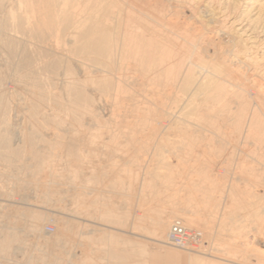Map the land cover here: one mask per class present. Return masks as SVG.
Here are the masks:
<instances>
[{"label":"rangeland","instance_id":"374dc122","mask_svg":"<svg viewBox=\"0 0 264 264\" xmlns=\"http://www.w3.org/2000/svg\"><path fill=\"white\" fill-rule=\"evenodd\" d=\"M129 1L133 5L129 12L132 16L126 12L124 17L130 16L132 21L126 25L133 26L136 31H139L138 33L144 32L147 28L150 29L154 36L152 37L154 44L162 40L163 36L164 41H159L158 44L160 45H156V51H160L156 52V56L162 58V65L166 60L171 58L172 60L168 61L170 64L166 61V69L165 65L162 66L164 68H160V62L148 69L151 71V75H148L150 72H145L141 67L135 66V62L129 63L131 60L129 61L128 58L119 60L122 66L123 79H127V81L121 84L123 88L119 87L116 95L118 97H114L115 101H118V98L122 101L126 100L123 102L119 100L122 105L120 103L117 105L115 102L118 108L113 99L103 97L88 84L86 78L82 76L83 69H79V66L75 67L77 64L74 61L71 62V60L63 58L62 52L65 49L64 54L73 49L74 45L70 38L76 36L74 31L63 24V21L60 20L61 17L58 20L59 23L55 20L50 26H42L45 20L49 21V18H52L45 11L49 7V4L47 5L49 0H5L0 2V264H264V169H261L257 162L252 161V159H249L250 168H241L237 164V161L242 159L239 154L235 156L236 159H233L235 158L233 154L226 153V156L223 154L227 148L215 144L216 137L214 134L212 135V131L223 133V135L227 131L224 137L228 140L232 137L230 134L231 123L222 118L211 119L215 115L214 103L206 101V97L201 95V92L198 95L200 89L209 83V79L216 78L214 76L216 75L222 78L226 85H238L239 88H235L239 90L237 98H245L247 93L252 94L259 90L264 111V0ZM154 6L156 7L154 8ZM157 8L158 10H156ZM159 10H163V12L161 11V13ZM146 14L151 17H146ZM134 15L138 20L133 18ZM42 19L44 21H41ZM38 22H42V24ZM155 23L160 25L157 26ZM140 24L146 26L141 27ZM161 25H164L163 28ZM43 37L46 39H44L45 41H43ZM56 38L59 39L57 42L55 41ZM155 38L158 40L156 41ZM15 42L18 43L15 44ZM162 43L166 44L163 46ZM48 46L49 48H47ZM52 46L58 47L59 54L51 52ZM61 46H65L63 47L64 50ZM20 47L21 49L23 47L24 53L19 50ZM170 51L172 52L171 55L168 54ZM39 52L40 54H37ZM164 52L167 53L165 57L168 56L166 59L162 57ZM173 53L175 54V56L173 55L174 59ZM124 55L123 57H125ZM42 57L45 64H42L44 62ZM14 58H16L15 61ZM39 58L42 62L39 61ZM175 59H178V62ZM84 60L88 66L94 65L90 60ZM16 61L20 63L17 64ZM50 61L51 64L60 62L58 68L62 70L59 71L61 78L58 71H54L52 75L53 72L49 69ZM179 61H184V63ZM69 62L71 65L68 64ZM32 63L34 68H32ZM43 65L45 68L47 67V70L43 68V71H47L46 73L45 71L43 73L41 69L44 67ZM168 66L169 71H167ZM135 67L139 69L135 70ZM90 68L92 66L85 68V72L87 75L91 73L89 77L92 78L93 68L92 70ZM33 69L41 73L37 76ZM64 69H68L72 77L84 86V93L89 99L85 104L89 108L87 107L82 115L85 119H81L86 122L81 121V119H74L70 112H65L62 109L64 106L62 103L65 104L66 102L64 100ZM88 69H90V73L87 71ZM140 69L141 72H139ZM190 69H193L191 74ZM160 70L167 72V74L165 73L166 77ZM220 70L221 72H219ZM181 71L183 72L181 73ZM200 72L204 75L202 76ZM22 73H24L25 79ZM31 73L36 79L32 78ZM157 73L160 76L159 74L156 75V80H154L153 76ZM178 73H180L178 79L181 78L179 80L176 78ZM28 74L32 79L30 76L27 78ZM55 74L58 75L59 80L54 77ZM15 75L17 77H14ZM51 75L53 79H50ZM131 76H133L134 82ZM141 76L143 78L139 79ZM164 77H169V79L173 77V80L170 79L169 82L167 79L164 80ZM191 77L193 83L188 90L186 84ZM46 80L50 81L48 83L51 86L45 82ZM146 80L147 82H145ZM149 81L153 82L150 83ZM180 81L181 83H178ZM127 83L128 86H126ZM150 84L151 86L153 84V88ZM167 84L172 86L168 85L167 88ZM40 85L44 88V93H42L43 90L41 89L43 88ZM159 85L160 87L163 85L161 88L166 90L163 92L166 94L162 93L163 90ZM37 87L41 89H37ZM157 87L159 88L157 89ZM125 88H129L128 91ZM176 89L181 92H175ZM243 91L245 92L243 93ZM40 92L41 95L44 94L46 100L42 101L43 97L38 95ZM53 92L54 95L56 93L55 97ZM119 93H121L122 98H120ZM49 94L53 95H51L52 99ZM59 94H62V97ZM155 94L157 95L155 96ZM22 96H24V101L27 98L26 103ZM47 96L51 100L59 97V99H55L58 106L55 101H51V103L49 102L51 110L45 107L49 105ZM37 97L42 98V100H38ZM199 97V100L204 99V104L207 102V106L201 114L205 125L203 131L194 130V127L187 129L188 127L183 126L182 121L184 118H189L195 122V117L191 113L194 110V105L202 102L197 101ZM140 98L147 102L143 99L139 102ZM128 99L129 101H127ZM147 99L149 102L152 100L153 104L149 103ZM173 99L175 100L173 101ZM193 99L197 104H194ZM58 100L59 102H57ZM135 100L139 103L136 104ZM28 101L30 102L28 103ZM32 101L34 103H31ZM61 101L62 103H60ZM35 102L43 103L40 104L41 106L45 105L44 103L47 104L41 108L40 105H35ZM53 102L54 104H52ZM141 102L146 103L147 106L145 104L142 106ZM162 104L163 106L168 105L169 108L163 107ZM123 105L125 109L126 106L129 108L127 107L125 111ZM132 105L133 107L130 108ZM28 106L30 109L33 108L32 111L28 110ZM58 107L60 109L56 110ZM134 107H138V109L135 108L134 110ZM44 108L49 109V111ZM152 108L155 111H152ZM165 109L170 111L166 110V112ZM137 110L139 111L138 116ZM159 111L160 113H158ZM133 112L134 115H130ZM153 112L158 115L153 116ZM34 113L36 117L38 116L37 120L34 118ZM118 113H122L123 115L119 114V116L125 118L121 119L117 115ZM29 114L36 121H33L31 117L29 118ZM50 114H53V119H57L58 116L61 117L62 123L59 125L64 126L62 131L58 129L59 125H54V123L56 124L54 120L51 119L50 121ZM42 115L44 117L50 115V118H44ZM161 115H165L164 118ZM17 116L19 117L17 118ZM65 116L67 118L72 117V119H66ZM141 117L145 123L142 122L143 125L139 122L142 121ZM176 118L181 120L177 121ZM38 120L42 122V125ZM135 120L138 122L136 123ZM43 121H48V123ZM128 121L135 123L127 124ZM65 123L69 125L66 126ZM43 124L48 126L45 127ZM96 124L97 126L100 125L99 130H96ZM35 125L40 128L43 126L45 129L42 127L38 130ZM110 125L112 130H110ZM147 125L149 126L147 127ZM112 126L120 129L117 128V130ZM69 127L74 128L73 131L76 129V135L75 132L73 133L71 129H68ZM101 127L103 128L100 130ZM134 127H141L142 129L138 128V131ZM65 128L67 129L65 130ZM44 130L48 131L45 132ZM93 130L96 134L98 132V136ZM108 130L111 131L110 134L108 133L109 138L105 134ZM132 130L138 133L135 134ZM56 132L58 135H55ZM50 135L54 137L51 138ZM133 135H136V138ZM100 137L104 138H102L103 142ZM41 138L42 140H40ZM99 139L101 140L97 141ZM2 140L3 143H5L4 141L11 143L6 146V143L2 144ZM88 140L90 143L93 142V145L92 143L89 144ZM176 140L183 144H178ZM29 142L32 143L29 145ZM9 146L12 151L8 149V154L10 153L11 156L14 148L17 151L19 149L23 151L25 148L26 154L22 155L25 158L17 156L19 159H15L14 154L10 160L7 154L6 159L5 154ZM69 146L78 147L79 153L75 152L76 154H72L71 157L67 155ZM52 147L55 148L52 149ZM30 148L33 151L31 153H35V155L30 153ZM255 149L254 147L251 151L252 153L256 152L257 155L264 150L263 148L254 151ZM75 150L77 151V149ZM53 151L54 153H52ZM244 152L247 151L244 149ZM61 155L66 157H60ZM221 155L223 157H220ZM2 156L8 161L10 160V163ZM38 157L52 158H45L42 160L44 165H41ZM51 166L55 168L57 173L55 170L52 171L53 167ZM69 168L72 169L71 172L74 176L77 175L74 177L75 179H73ZM70 214L74 216H70ZM76 219H82L83 222ZM99 219H101L100 224ZM115 219L116 221H114ZM160 219L166 220L168 223L164 236L156 230ZM92 224L94 226H91ZM174 225L183 226L189 231L188 243L186 242L187 244L181 248L169 241V233ZM75 235L77 236L75 237ZM79 243H82L83 246L80 247L81 244L79 245ZM113 256H115V260Z\"/></svg>","mask_w":264,"mask_h":264},{"label":"bare ground","instance_id":"6f19581e","mask_svg":"<svg viewBox=\"0 0 264 264\" xmlns=\"http://www.w3.org/2000/svg\"><path fill=\"white\" fill-rule=\"evenodd\" d=\"M5 0H0V2H4ZM152 1V0H151ZM160 1H162V0H160ZM165 1V0H164ZM150 2V1H149ZM151 3V2H150ZM160 3V2H159ZM3 4V3H2ZM49 4V5H48ZM156 4V3H155ZM165 3H163V5H164ZM47 5L49 6L48 8H47V6H46V8H47V10H45L46 12H47V15L48 14H50V16L52 17V18H49V21H44L43 19L41 20V21H44L43 23L44 24H42V22L40 23V22H38L39 24H42V26H50V24L51 23H54V21L56 20L58 23H59V18L61 17V19L60 20H62L63 21V24H65L67 27H70L73 31H74V33H75V37H73V38H70L71 39V43L74 45L73 46V49H70L69 50V53H67V54H69V55H67L66 53L64 54V52L66 51V49H65V51L64 52H62L61 50H60V48H59V50L62 52V55L64 56L63 58H66V59H69V60H71V62L72 61H74V63H76L77 65L75 66V67H77V66H79V69H83V71H82V76H84L86 79L85 80H87V82H88V84H90V86H92V88L94 89V90H96V91H98L103 97H105V98H107V99H113V101H114V103L115 102H117V105H118V103H120L122 100L121 99H117L118 101H115L114 100V97L115 98H117L116 97V95H117V91H118V89H119V87H121L122 85V83L124 82V83H126V81H127V79L125 80V79H123L124 77H123V73H122V66H121V63H119L120 61L119 60H126L127 58H128V60L130 61L129 63H131L132 61H133V63L135 62L136 63V65L135 66H138V67H141L142 69H143V71H145V72H150V74H148V75H151V71H149L148 69H150V68H152V67H154L155 65H157V64H159V62H160V64H159V66H160V68H164V67H162V66H164L165 65V63H166V61H167V63H169L170 62V60H172V58L169 60L168 58V60H164L165 61V63L162 65V58L160 57V58H158L157 56H156V52L158 51H156V47L158 46V45H160V44H158L159 43V41H161L162 42V40L164 41V39H163V36H162V40H159V41H157L158 39H156V41H157V44L155 43H153V40H152V37H154L153 35H152V33H151V30L150 29H146L144 32H142V31H140V32H142V33H138L139 31H136L135 29H134V27L133 26H129V24L128 25H126L127 23H129V22H131L132 21V18H129L128 16H126V17H124L125 16V14H126V12H128V14L129 15H131L129 12H130V10L133 8V5L132 4H130V1L129 0H49V2H47ZM157 5V4H156ZM159 5V4H158ZM167 5V4H166ZM143 5H141V7H142ZM165 6V5H164ZM144 7V6H143ZM156 6H154V8H155ZM161 7H162V5H161ZM160 7V8H161ZM167 8H168V5L166 6ZM171 7H174V6H172L171 5ZM139 8V7H138ZM151 8V7H150ZM153 8V7H152ZM153 8V9H154ZM165 8V7H164ZM45 9V8H44ZM146 9V8H145ZM163 9V8H162ZM166 9V8H165ZM170 9V8H169ZM176 9V8H175ZM156 10H158V8L156 9ZM171 10V9H170ZM160 11V10H159ZM162 12H163V10H161ZM160 11V12H161ZM167 11V10H166ZM177 11V10H176ZM161 12V13H162ZM168 12V11H167ZM44 13V12H43ZM157 13V12H156ZM159 13V12H158ZM170 13H171V11H170ZM134 14V13H133ZM165 14V13H164ZM169 14V13H168ZM168 14H167V16H168ZM46 15V16H47ZM147 15V14H146ZM174 15V14H173ZM132 16V15H131ZM135 16V15H134ZM133 16V18L134 19H137L136 18V16L134 17ZM145 16V15H144ZM148 16H150V15H147L146 17H148ZM155 16H156V14H155ZM157 16H159V15H157ZM179 16V15H178ZM49 17V16H48ZM151 17V16H150ZM149 17V18H150ZM166 17V16H165ZM140 18H142V17H140ZM154 18V17H153ZM172 18V17H171ZM166 19V18H165ZM168 19H169V17H168ZM167 19V20H168ZM138 20V19H137ZM147 20V19H146ZM171 20V19H170ZM156 21V20H155ZM169 21V20H168ZM139 22V21H138ZM134 23V22H133ZM141 23V22H140ZM159 23V22H158ZM150 24V23H149ZM148 24V25H149ZM153 24V23H152ZM156 24V23H155ZM170 24V23H169ZM133 25V24H132ZM135 25V24H134ZM143 25H145V24H143ZM142 25V26H143ZM157 25V24H156ZM158 25H160V24H158ZM157 25V26H158ZM166 25V24H165ZM41 26V25H40ZM139 26V25H138ZM140 26H141V24H140ZM141 26V27H142ZM146 26V25H145ZM150 27H153V26H151V25H149ZM149 26H147V27H149ZM162 26V28H163V26L164 25H161ZM160 27V26H159ZM145 28V27H144ZM154 28H156V27H154ZM136 29H137V27H136ZM156 29H159V28H156ZM171 32V31H170ZM157 33H158V30H157ZM156 33V34H157ZM159 33H161L160 31H159ZM176 34V33H175ZM163 35V34H162ZM157 37L159 36V35H156ZM161 36V35H160ZM168 36V35H167ZM121 37H123V38H121ZM125 37V38H124ZM146 37H148V38H151V39H148V38H146ZM48 38V37H47ZM51 38V37H50ZM53 38H55V37H53ZM58 38V37H57ZM55 39V41L57 42V40H59V39ZM60 38V37H59ZM176 38V37H175ZM45 38L43 37V41H45L44 40ZM174 39V38H173ZM173 39H171V40H173ZM51 40V39H50ZM14 41V40H13ZM53 41V40H52ZM51 41V42H52ZM50 42V41H49ZM170 42V41H169ZM10 43H12L11 41H10ZM10 43H7V44H10ZM16 43H18V42H15V44ZM55 43V42H54ZM61 44L63 43V42H60ZM174 43H176V42H174ZM173 43V44H174ZM19 44H20V42H19ZM41 44V43H40ZM163 44V43H162ZM166 44V43H165ZM165 44H163V46L165 45ZM169 44H171V43H169ZM172 44V45H173ZM21 45V44H20ZM157 45V46H156ZM40 46V45H39ZM38 46V47H39ZM41 46H43V45H41ZM58 46V45H57ZM16 47V46H15ZM24 47V46H23ZM23 47H22V49H21V47H20V49L19 50H21V52H23L24 53V49H23ZM35 47V46H34ZM59 47V46H58ZM57 47V48H58ZM63 47H65V46H61V48L63 49ZM166 47V46H165ZM36 49H37V47H35ZM40 48V47H39ZM47 48H49V46L47 47ZM56 48V46H55V48L52 46L51 47V52H54V53H56V54H59V52H58V49ZM13 49H15V48H13ZM12 49V50H13ZM17 49V48H16ZM33 49V48H32ZM11 50V49H10ZM11 50V51H12ZM18 50V52H20ZM38 50V49H37ZM64 50V49H63ZM163 50V49H162ZM170 50V49H169ZM173 50V49H172ZM9 51V50H8ZM13 51H15V50H13ZM17 52V51H16ZM15 52V53H16ZM17 52V53H18ZM34 52V51H33ZM36 52V51H35ZM68 52V51H67ZM158 52H160V51H158ZM157 52V53H158ZM163 52V51H162ZM161 52V53H162ZM166 52H168V51H166ZM166 52H164V56H162V57H165V54H167ZM9 53H10V51H9ZM12 53V52H11ZM47 53H49V52H47ZM171 51L168 53V54H170L171 55ZM37 54H40V52L39 53H37ZM123 54H125L124 56L125 57H123ZM177 54V53H176ZM14 55V54H13ZM12 55V56H13ZM20 55V54H19ZM34 55H36V54H34ZM44 56L46 55V54H43ZM49 55V54H48ZM127 55V56H126ZM169 55V56H170ZM175 56V54L173 53L172 54V56ZM21 56V55H20ZM37 56H39V55H37ZM36 56V57H37ZM174 56H173V59H174ZM34 57V56H33ZM166 57H168V56H166ZM166 57H165V59H166ZM23 58H24V56H23ZM38 58V57H37ZM41 58V57H40ZM40 58H39V61H41L40 60ZM45 58V57H44ZM49 58V57H48ZM47 58V59H48ZM56 58H58V57H56ZM19 59V58H18ZM30 59V58H29ZM28 59V60H29ZM34 59H35V57H34ZM34 59H32V60H34ZM59 59V58H58ZM58 59H54V60H58ZM61 59H62V57H61ZM79 59V60H78ZM84 59H86V60H90L91 62H93V64L94 65H89V66H92V68H93V70H92V68H90L91 70H92V78L91 77H89L90 75H91V71L89 72V70L90 69H88L87 71L90 73V75L88 74L87 75V73L85 72V68H89V66L86 64L87 62H85V60ZM14 61L16 60V58H14L13 59ZM13 60H11V61H13ZM31 60V61H32ZM176 60V59H175ZM178 60V59H177ZM176 60V61H177ZM13 61V62H14ZM20 61V60H19ZM27 61V60H26ZM25 61V62H26ZM30 61V60H29ZM37 61V60H36ZM42 61H44V59H43V57H42ZM41 61V62H42ZM61 61V60H60ZM64 61H65V59H64ZM169 61V62H168ZM17 62V61H16ZM35 62V61H34ZM33 62V63H34ZM46 62H47V60H46ZM175 62V61H174ZM178 62V61H177ZM176 62V63H177ZM180 62V61H179ZM182 62V61H181ZM180 62V63H181ZM20 63V62H19ZM18 62H17V64H19ZM21 63H23L22 61H21ZM32 63V64H33ZM48 63V62H47ZM46 63V64H47ZM60 63V62H59ZM59 63L58 62H56V63H53V64H51V61H50V64H51V66H50V70L53 72L52 73V75L54 74V71H58V73H59V71H62V70H59ZM89 63V62H88ZM166 63V64H167ZM173 63V62H172ZM182 63H184V61L182 62ZM11 64H14V63H12L11 62ZM28 64H30V63H28ZM42 64H45V61L42 63ZM66 64V63H65ZM68 64H70V62L68 63ZM68 64H66L67 66H68ZM73 64V63H72ZM170 64V63H169ZM179 64V63H178ZM189 64V63H188ZM21 65V64H20ZM23 65V64H22ZM26 65V64H25ZM61 65V64H60ZM63 65V64H62ZM65 65V66H66ZM71 65V64H70ZM69 65V66H70ZM122 65H123V63H122ZM173 65H175L174 63H173ZM33 67L32 68H34V64L32 65ZM35 66H36V64H35ZM44 66V65H43ZM47 66H49V65H47ZM183 66H185V65H183ZM189 66H190V64H189ZM17 67H18V65H17ZM16 67V68H17ZM24 67V66H23ZM39 67V66H38ZM63 67V66H62ZM81 67V68H80ZM166 67H167V65H165V69H166ZM188 67V66H187ZM22 68V67H21ZM26 68V67H25ZM24 68V69H25ZM28 68V67H27ZM32 68H30L31 70H32ZM43 68L44 69H46L47 70V67L45 68V66L44 67H42L41 69H42V71H43ZM126 68V67H125ZM136 69L135 70H137V69H139V68H137V67H135ZM168 68H169V66H168ZM167 68V69H168ZM175 68V67H174ZM48 69V70H49ZM71 69V68H70ZM128 69V68H127ZM194 69V68H193ZM193 69H190L189 71H190V74H191V71H193ZM29 70V69H28ZM34 71H35V69H33ZM72 70V69H71ZM132 70H134V69H132ZM131 70V71H132ZM156 70V72H157V69H155ZM170 70V68L167 70V71H169ZM173 70H175V69H173ZM172 70V71H173ZM179 70V69H178ZM182 70V69H181ZM217 70V69H216ZM250 70V69H249ZM15 71V70H14ZM22 71H23V69H22ZM30 71V70H29ZM33 71V73H35ZM39 71H40V69H39ZM45 71V70H44ZM44 71H43V73H44ZM64 71V80H63V83H64V100H66V102H65V104L64 103H62V101L60 102V103H62V105H64L63 106V110H65V112H70L71 114V116L74 118V119H76V120H80L81 118H84V117H82V115H83V113L85 112V110H86V108L88 107V105L87 104H85L86 103V101L87 100H89V99H87V94H85L84 93V86H82L80 83H78L77 81H76V79H74L73 77H72V74H71V72L68 70V69H64L63 70ZM128 71H129V69H128ZM177 71V70H176ZM184 71V70H183ZM183 71H181V73L183 72ZM246 71V70H245ZM47 71H45V73H46ZM127 71L125 70V73H126ZM134 72H136V71H134ZM139 72H141V69H140V71ZM159 72V71H158ZM160 72L161 73H164L163 75H165V73L167 74V72H165V70H164V72L162 71V70H160ZM171 72V71H170ZM170 72H169V75H170ZM174 72V71H173ZM185 73H186V71H184ZM196 72V71H195ZM219 72H221V70L219 71ZM229 72V71H228ZM249 72V71H248ZM14 73V72H13ZM25 73V72H24ZM24 73H22L23 74V76H24ZM39 73H41V72H36V75L37 74H39ZM57 73V72H56ZM200 73H202V72H200ZM17 74V73H16ZM48 74H50V73H48ZM48 74H46V75H48ZM127 74V73H126ZM131 74V73H130ZM136 74V73H135ZM135 74H134V76H135ZM159 73H157V74H155L154 76H153V78H154V80H156L155 78H156V75H158ZM172 74V73H171ZM174 74V73H173ZM187 74V73H186ZM228 74V73H227ZM227 74H225V75H227ZM247 74V73H246ZM245 74V75H246ZM31 76H32V78L34 77L33 75H32V73L30 74ZM29 74H28V77L27 78H29V76H30ZM42 75V74H41ZM52 75H51V78L50 79H53L52 78ZM56 76H54V77H58V75L57 74H55ZM178 75L180 76V73H178L177 74V76H176V78L178 79ZM204 74L202 73V76H203ZM31 76H30V79H32L31 78ZM38 76V75H37ZM36 76V77H37ZM49 76V75H48ZM61 75H60V73H59V77H60ZM128 77H129V75H127ZM139 76V75H138ZM159 76H160V74H159ZM168 76V75H167ZM187 76V75H186ZM216 78H211V79H209L210 81H208L209 83H207L206 85H204V87L203 88H201L200 89V91H199V94L198 95H200V92L202 93L201 95H203V96H205L206 97V101H208L209 103L212 101L213 103H214V113H215V115L213 116V117H211V119L213 118H222V119H225L226 121H229V123H231V133L230 134H232L231 136V138H229L230 139V141H228L227 140V138H225L224 137V135L225 134H227V131L224 133V135H223V133L222 134H220V133H218L217 131V133L216 132H213L212 131V135L214 134V136L216 137V141H214V142H216L215 144L217 145V144H219V145H223V146H225V148H227V151H225L224 150V152L225 153H223V154H225V156H226V153L228 154V153H230V154H233V156L235 157V156H237V154H239V157L241 156L242 157V159H237L238 161H237V164L242 168H244L245 167V169H246V167L247 168H250L249 166H250V161H249V159H252V161H254V162H257V165L259 166V167H261V169H264V150H262L263 148H264V111H263V106H262V103H261V100H260V92H259V90H258V92L256 91V92H253L252 94H250V93H247V95H246V97L245 98H237V95L239 94L238 93V91L239 90H237V89H235V88H239L238 87V85L236 84V85H231V86H229V85H226V83H224L222 80V78H220V77H218V76H216V75H214ZM14 77H17V75H15ZM44 77H46V76H44ZM44 77H42V78H44ZM80 77V76H79ZM132 78H133V76H131ZM151 77V76H150ZM158 77V76H157ZM165 77H166V75H165ZM164 77V80L165 79H167V80H169V82H170V79H172V78H170L169 79V77H171V76H169L168 78H165ZM174 77H175V75H174ZM183 77V76H182ZM226 77V76H225ZM247 77V76H246ZM26 77L24 76V79H25ZM41 78V79H42ZM48 78V77H47ZM47 78H45V79H47ZM55 78V80H57ZM61 78V77H60ZM59 78V79H60ZM76 78V77H75ZM127 78V77H126ZM130 78V77H129ZM128 78V79H129ZM140 78H143V76H141V77H139V79ZM162 79H163V77H161ZM209 78V77H208ZM248 78V77H247ZM33 79H36L35 77L33 78ZM38 79V78H37ZM58 79V80H59ZM82 79V78H81ZM137 79V78H136ZM152 79V78H151ZM179 79H181V78H179ZM178 79V80H179ZM184 79H185V76H184ZM229 79V78H228ZM231 79V78H230ZM44 80V79H43ZM79 80V79H78ZM130 80V79H129ZM138 80V79H137ZM153 80V79H152ZM153 80V81H154ZM164 80H161V81H164ZM173 80V79H172ZM242 80V79H241ZM33 81V80H32ZM37 82L39 81V80H36ZM49 81V80H48ZM48 81L46 80L45 82H47L48 83ZM139 81V80H138ZM141 81V80H140ZM153 81H149L150 83L151 82H153ZM176 81V80H175ZM182 81V80H181ZM181 81L180 82H178V83H181ZM50 82V81H49ZM58 82H60V81H58ZM133 82H134V78H133ZM145 82H147V80L145 81ZM159 82V80L157 79V83ZM184 82H186V81H184ZM243 82H246V81H243ZM22 83V82H21ZM40 83V82H39ZM62 83V84H63ZM129 83V82H128ZM128 83H127V85L126 86H128ZM142 83V82H141ZM157 83H156V86H157ZM164 83V82H163ZM172 83H173V81H172ZM192 83H193V79H192V77L190 78V79H188L187 80V84H186V86L189 88L188 90H190V86L192 85ZM239 83V82H238ZM242 83V82H241ZM249 83V82H248ZM23 84V83H22ZM35 84V83H34ZM62 84H60L61 86H63ZM138 84H140V83H138ZM145 84H148V83H145ZM159 84V83H158ZM165 84H166V81H165ZM183 84V83H182ZM32 85H33V83H32ZM48 85H50L51 86V84H49L48 83ZM52 85H54V83H52ZM87 85V84H86ZM155 85V84H154ZM168 85H170V84H167V88L169 87ZM37 86V85H36ZM39 86V85H38ZM41 86V85H40ZM49 86V87H50ZM126 86H124V87H126ZM138 86V85H137ZM140 86V85H139ZM150 86H151V84H150ZM152 86H153V84H152ZM151 86V88H153ZM156 86H154V88H156ZM163 86V85H162ZM161 86V87H162ZM165 86V85H164ZM170 86H172V85H170ZM178 86H180V85H178ZM229 86V87H228ZM42 87V86H41ZM86 87V86H85ZM149 87V86H148ZM159 87H160V85H159ZM159 87H157V89L159 88ZM160 87V88H161ZM181 87V86H180ZM230 87H232V88H234V89H231ZM242 87V86H241ZM40 87H37V89H39ZM43 88V87H42ZM121 88H123V87H121ZM131 88V87H130ZM165 88V87H164ZM171 88V87H170ZM174 88V87H173ZM30 89V88H29ZM33 89V88H32ZM36 89V90H37ZM41 89V88H40ZM50 89V88H49ZM125 89H127V88H125ZM129 89V88H128ZM128 89H127V91H128ZM148 89V88H147ZM186 89V88H185ZM41 90H43V92L42 93H44L45 91H44V88L43 89H41ZM86 90V89H85ZM134 91H135V89H133ZM145 90V89H144ZM150 90V89H149ZM161 90H163L162 88H161ZM175 90V89H174ZM184 90V89H183ZM242 90V89H241ZM245 90V89H244ZM33 91V90H32ZM38 91V90H37ZM126 91V90H125ZM133 91V92H134ZM140 91V90H139ZM148 91V90H147ZM151 91H152V89H151ZM164 91H166L165 89L162 91V93L164 92ZM171 91V90H170ZM178 91V89H176V91L175 92H177ZM187 91V90H186ZM49 92V91H48ZM131 92V91H130ZM129 92V93H130ZM132 92V93H133ZM150 92V91H149ZM158 92V91H157ZM160 92V91H159ZM174 92V93H175ZM179 92H181L180 90L177 92V93H179ZM245 91H243V93H244ZM51 93V92H50ZM97 93V92H96ZM136 93H137V91H136ZM140 93H141V91H140ZM145 93V92H144ZM148 93V92H147ZM172 93V92H171ZM238 93V94H237ZM243 93H241V94H243ZM36 94H37V92H36ZM41 95V92L40 93H38V95ZM121 93H119V96H120V98H122L121 96L122 95H120ZM134 94V93H133ZM142 94V93H141ZM149 94V93H148ZM163 94H166V92L165 93H163ZM240 94V95H241ZM32 95V94H31ZM44 94H42L41 95V97H43V100H42V98L41 99H39L38 97V100H42V101H44V99L46 100V97L45 96H43ZM47 95V94H46ZM52 95V94H51ZM51 95L49 94V96L51 97ZM53 95H54V92H53ZM52 95V96H53ZM59 95H61V97H62V94H59ZM58 95V96H59ZM144 95V94H143ZM142 95V96H143ZM154 95V94H153ZM157 94H155V96H156ZM197 95V96H198ZM245 95V94H244ZM28 96V95H27ZM56 96V93H55V95H54V97ZM100 96V95H99ZM102 96H100V97H102ZM131 96V95H130ZM130 96H127V97H130ZM145 96V95H144ZM143 96V97H144ZM148 96V95H147ZM150 96V95H149ZM170 96V95H169ZM169 96H167V98H169ZM50 97H48L47 96V98H49L48 100H50V101H48L47 100V103L49 104V105H47V106H45L47 103H44L45 105H42L43 107L45 106V107H47V108H50V110H51V106H50V103H51V101H55V104L57 105V103H56V98L57 99H59V97H56L55 99H53V100H51L52 99V97H51V99H50ZM100 97H99V99H100ZM125 97V96H124ZM151 97V96H150ZM195 97V96H194ZM30 98H31V96H30ZM131 98V97H130ZM133 98H134V96H133ZM133 98H132V100H133ZM135 98H136V96H135ZM148 98V97H147ZM173 98H175V97H173ZM22 99H23V101H24V96H22ZM27 99V98H26ZM25 99V101H27ZM143 99V98H142ZM141 98L139 99V102L142 100ZM171 99H172V97H171ZM200 99V97L197 99V101ZM32 100H34L35 101V99H32ZM37 100V99H36ZM101 100H103V99H101ZM119 100H121L120 102H119ZM148 100V99H147ZM175 99H173V101H174ZM194 100L195 99H193V102H194ZM204 100V99H203ZM203 100H199V101H202L203 102V104H201L202 102H199L198 104L196 103V101L194 102V104H197L196 106L194 105V110H193V112L191 113V115L193 116V117H195L194 118V120H195V122H193V120L191 121V119H187V118H184V119H182V121H183V123H184V125L183 126H185V127H188L187 129H190V127H194L195 129L194 130H199V131H203L204 130V128H205V125L203 124V122H204V119H203V117H202V112H204V110H205V107L207 106L206 104H207V102H206V104H204L205 102L203 101ZM24 101V102H25ZM107 101V100H106ZM105 101V102H106ZM123 101H126V100H123ZM122 101V102H123ZM127 101H129V99L127 100ZM143 101H146L145 99H143ZM152 101V100H151ZM149 102V100H148V102L149 103H152L153 104V102ZM30 101H28V103H29ZM39 102V101H38ZM46 102V101H45ZM50 102V103H49ZM57 102H59V100L57 101ZM64 102V101H63ZM121 102V103H122ZM130 102H131V100H130ZM135 102H136V100H135ZM139 102H136V104L137 103H139ZM147 102V101H146ZM26 103V102H25ZM27 103V104H28ZM31 103H34L33 101L31 102ZM59 103V104H60ZM107 103H109L108 101H107ZM111 103V102H110ZM113 103V102H112ZM113 103V104H114ZM120 103V104H121ZM128 103V102H127ZM142 103V106H144L143 104H145V106H147L146 105V103H144V102H141ZM140 103V104H141ZM36 104H38L37 102H35V105ZM40 104H43V103H39L37 106H39ZM52 104H54V102L52 103ZM112 104V106H114ZM135 104V105H136ZM155 104V103H154ZM157 104V103H156ZM165 104V103H164ZM26 105V104H25ZM87 105V106H86ZM115 105H116V103H115ZM116 105V106H117ZM122 105V104H121ZM126 105V104H125ZM130 105V104H129ZM166 105V104H165ZM164 105V106H165ZM42 106L40 105V107L42 108ZM48 106H50V107H48ZM53 106V105H52ZM58 106V105H57ZM60 106V105H59ZM111 106V105H110ZM109 106V107H110ZM116 106H114V107H116ZM155 106V105H154ZM162 106H163V104H162ZM163 106V107H164ZM64 107H65V109H64ZM121 107V106H120ZM123 107H124V109H125V106L123 105ZM127 107L128 106H126V109H127ZM133 107V105L130 107V108H132ZM138 107H139V105H138ZM138 107H134V110H135V108H137L138 109ZM166 107H168L169 108V106L167 105V106H165V108ZM46 108V109H47ZM89 108V107H88ZM106 108H107V106H106ZM117 108H118V106H117ZM129 108V107H128ZM140 108V107H139ZM156 109L158 108V107H155ZM30 108H29V106H28V110H29ZM32 109L33 108H31L30 110L32 111ZM45 109V108H44ZM45 109V110H46ZM60 109V107H58V109H56V110H59ZM61 109V110H62ZM110 109H112V108H110ZM126 109H125V111H126ZM36 110V109H35ZM41 110V109H40ZM48 111H49V109H47ZM89 110V109H88ZM133 110V109H132ZM150 110H151V107H150ZM154 110V108H152V111ZM167 109H165V111H166ZM114 111V110H113ZM120 111V110H119ZM127 111H129V110H127ZM155 111V110H154ZM157 111V110H156ZM167 111H170V110H167ZM166 111V112H167ZM44 113H47V112H45V111H43ZM51 112V111H50ZM49 112V113H50ZM121 112V111H120ZM129 112H131V111H129ZM138 110H137V116H138ZM43 113V114H44ZM53 113H54V111H53ZM108 113H110V112H108ZM113 113V112H112ZM115 113V112H114ZM113 113V114H114ZM143 114H144V112H142ZM152 113V112H151ZM158 113H160V111L158 112ZM172 113V112H171ZM175 113V112H174ZM31 114V113H30ZM29 114V115H30ZM37 114V113H36ZM48 114V113H47ZM69 114V113H68ZM111 114V113H110ZM119 114H122V113H118L117 115L119 116ZM125 114H126V112H125ZM128 114H130V113H128ZM135 114V115H136ZM146 114V113H145ZM149 114V113H148ZM153 114H154V112H153ZM155 114H156V112H155ZM155 114L153 115V116H155ZM33 115H35V113L33 114ZM38 115V114H37ZM51 115V114H50ZM49 115V116H50ZM69 115V116H70ZM89 115V114H88ZM123 115V114H122ZM130 115H134V112H133V114H130ZM129 115V116H130ZM150 115V114H149ZM156 115H158V114H156ZM166 115V114H165ZM165 115H161V116H163V118H164V116ZM168 115H170V113H168ZM172 115H173V113H172ZM32 115H30L29 116V118L31 117ZM40 116V115H39ZM43 117H44V115H42ZM48 116V117H49ZM112 116V115H111ZM115 116V115H114ZM141 116V115H140ZM152 116V117H153ZM19 116H17V118H18ZM38 117V116H37ZM37 117H36V115L34 116V118H36V120H37ZM41 117V116H40ZM45 117H47L46 115H45ZM44 117V118H45ZM47 117V118H48ZM55 117H57V116H55ZM59 117V116H58ZM57 117V119H53V114L51 115V118H50V121H51V119L52 120H54V122H56V124L54 123V125H59L60 123H62L61 121H62V119H61V117H59L58 118ZM66 117V116H65ZM72 117H66V119H69L70 120V118L72 119ZM85 117H86V113H85ZM87 117H89V116H87ZM94 117V116H93ZM113 117V116H112ZM120 117V116H119ZM118 117V118H119ZM131 117V116H130ZM135 117V116H134ZM145 117V116H144ZM146 117H147V115H146ZM166 117H168V116H166ZM170 117V116H169ZM192 117V118H193ZM33 118V119H34ZM117 118V119H118ZM121 118V117H120ZM122 118H125V117H123L122 116ZM121 118V119H122ZM142 118V121H139V122H141V125H143V117H141ZM171 118H173V117H171ZM179 118V117H178ZM182 118V117H181ZM31 119H32V117H31ZM32 119V120H33ZM39 119V118H38ZM41 119H42V117H41ZM65 119V118H64ZM65 119V120H66ZM85 119V118H84ZM121 119H118V120H121ZM130 119V118H129ZM132 119H133V116H132ZM132 119H131V121H132ZM136 119V118H135ZM147 119V118H146ZM154 119V118H153ZM166 119H168V118H166ZM177 119V118H176ZM36 120H33V121H36ZM40 120V119H39ZM38 120V121H39ZM65 120L63 121V123L65 122ZM94 120V119H93ZM126 120H127V118H126ZM126 120H124V121H126ZM152 120V119H151ZM181 119H177V121H180ZM49 121V122H50ZM66 121H68V120H66ZM81 121H85V120H83V119H81ZM123 121V120H122ZM129 122V123H127V124H130V123H132V122ZM145 121V120H144ZM147 121V120H146ZM40 122V125H42V122L41 121H39ZM44 122V121H43ZM86 122V121H85ZM120 122V121H119ZM135 122L137 123L138 121H136L135 120ZM135 122H133L132 124H134ZM143 122V123H142ZM213 122V121H212ZM38 123V122H37ZM44 123H48V121H46V122H44ZM51 123V122H50ZM90 123V122H89ZM112 123V122H111ZM125 123V122H124ZM147 123V122H146ZM81 124V123H80ZM107 124H108V122H107ZM110 124V123H109ZM131 124V125H132ZM145 124V123H144ZM148 124H150L149 123V121H148ZM52 125H53V123H52ZM53 125V126H54ZM65 125H66V123H65ZM69 125V124H68ZM68 125H66V126H68ZM85 125V124H84ZM138 125V124H137ZM36 126V125H35ZM39 126V125H38ZM43 126H45V127H47L48 125H44L43 124ZM42 126V127H43ZM60 127L58 128L59 129V131H62L61 129L64 127V126H62V124L61 125H59ZM62 126V127H61ZM87 126V125H86ZM95 126V125H94ZM96 126H97V124H96ZM95 126V127H96ZM99 126L100 125H98L97 126V128H96V130L98 129L99 130ZM106 126V125H105ZM144 126H146V125H144ZM149 125H147V127H148ZM41 127V128H42ZM71 127V126H70ZM68 128V129H74V128ZM104 127V126H103ZM103 127H101L100 128V130L103 128ZM112 127H114V128H116V126H112ZM132 127V126H131ZM142 127V126H141ZM141 127H138L139 129L141 128ZM41 129L40 127H37L36 126V129ZM44 128V127H43ZM57 128V127H56ZM55 128V129H56ZM94 128V127H93ZM110 128H111V125H110ZM118 128V127H117ZM116 128V129H117ZM135 128V127H134ZM133 128V129H134ZM138 128H135L136 130L138 129ZM144 128V127H143ZM146 128V127H145ZM144 128V129H145ZM38 129V130H39ZM45 129V128H44ZM64 129V128H63ZM67 128H65V130H66ZM91 129V128H90ZM118 129H120V128H118ZM117 129V130H118ZM134 129V130H135ZM139 129H138V131H139ZM142 129V128H141ZM140 129V130H141ZM193 129V128H192ZM76 130V129H75ZM75 130L73 131V133L75 132ZM92 130V129H91ZM94 130H95V128H94ZM94 130H93V132H94ZM105 130H107V129H105ZM110 130H112V128L110 129ZM134 130H132L133 132H134ZM135 130V131H136ZM45 131V130H44ZM46 131H48V130H46ZM45 131V132H46ZM58 131V132H59ZM109 131V130H108ZM106 131V133L105 134H107V136L110 134V132L111 131ZM120 131V130H119ZM121 131H123V130H121ZM132 131H130V132H132ZM143 131V130H142ZM52 133H53V131H51ZM54 132H55V130H54ZM58 132H56V134L55 135H58L57 133ZM71 132V131H70ZM100 132V131H99ZM113 132H115L114 130H113ZM124 132V131H123ZM133 132L131 133V134H133ZM38 133H40V132H38ZM72 133V132H71ZM72 133V134H73ZM95 133V132H94ZM93 133V134H94ZM109 133V134H108ZM135 133V132H134ZM136 133H138V132H136ZM135 133V134H136ZM141 133V132H140ZM199 133H201V132H199ZM42 134H43V132H42ZM42 134H41V136H42ZM112 134V133H111ZM116 134H117V132H116ZM130 134V135H131ZM229 134V135H230ZM39 135V134H38ZM37 135V136H38ZM48 135V134H47ZM60 135V134H59ZM75 135H76V132H75ZM95 135H97L98 136V132H97V134L95 133ZM123 135H125V134H123ZM122 135V136H123ZM5 136V135H4ZM4 136H3V138H4ZM84 136H86V135H84ZM88 136V135H87ZM106 136V135H105ZM104 136V137H105ZM106 136V137H107ZM110 136V135H109ZM109 136H108V138H109ZM113 136H114V133H113ZM134 137L136 136V135H133ZM133 136H131V137H133ZM226 136H228V135H226ZM40 137V136H39ZM43 137V136H42ZM50 137H51V135H50ZM54 137V136H53ZM53 137H51V138H53ZM230 137V136H229ZM2 138V139H3ZM44 138V137H43ZM85 138V137H84ZM90 138V137H89ZM101 139L103 138V137H100ZM136 138V137H135ZM30 139V138H29ZM45 139V138H44ZM43 139V140H44ZM46 139H48V138H46ZM101 139H99V140H97V141H100ZM104 139V138H103ZM103 139H102V142H103ZM124 139V138H123ZM31 140H32V138H31ZM30 140V141H31ZM40 140H42V138L40 139ZM120 140H122V138H120ZM214 140H215V138H214ZM62 141V140H61ZM93 141H95L94 139H93ZM5 143H3V140H2V144H5L6 146H8V144L9 143H11V142H6V141H4ZM89 144H91L92 143V145H93V142H89V140L87 141ZM102 142H100V143H102ZM176 142L178 143V141L176 140ZM180 142V141H179ZM184 142V141H183ZM0 143H1V141H0ZM30 143H32V142H29V145H30ZM111 143V142H110ZM185 143V142H184ZM2 144H1V146H2ZM78 144V143H77ZM77 144H75L76 146H78ZM178 144H183V143H178ZM45 145V144H44ZM49 145H51V144H49ZM48 145V146H49ZM54 145V144H53ZM68 145V144H67ZM71 145V144H70ZM101 145V144H100ZM4 146V145H3ZM11 146V145H10ZM9 146V148H7V147H5V148H7V153L5 154V158L7 159V157L9 156V158L8 159H10L11 160V158H12V156H14V154H15V159H19L18 157L19 156H22V155H24V154H26V151H25V148H24V150L23 151H21L22 149H19L18 151L14 148V150H16L15 152H14V150H13V152H11L12 153V156H11V154L9 155L8 154V149H10L9 151H12V149H11V147ZM33 146V145H32ZM41 146V145H40ZM214 146V145H213ZM51 147V146H50ZM215 147H217V146H215ZM256 148L254 151H256V150H262L261 151V153L259 154V155H257L256 154V152H254V153H252V151H251V149L252 148ZM32 148H34V147H32ZM55 147H52V149H54ZM67 148V147H66ZM65 148V149H66ZM77 149V151L75 150V149ZM18 149V148H17ZM31 149V148H30ZM69 149V150H68ZM68 149H66V150H68L67 152H68V154L67 155H70V157H71V155L72 154H74L75 152L76 153H79L78 152V147L76 148L75 146L73 147H68ZM244 149L248 152H244ZM6 150V149H5ZM35 150V149H34ZM66 150H64V151H66ZM37 151V150H36ZM35 151V152H36ZM55 151H56V149H55ZM71 152V154H70V152ZM25 152V153H24ZM31 152H33L32 151V149H31V151H30V153ZM38 152V151H37ZM59 152H60V150H59ZM62 152V151H61ZM222 152V151H221ZM39 153V152H38ZM52 153H54V151L52 152ZM65 153V152H64ZM75 153V154H76ZM8 154V155H7ZM32 154V153H31ZM31 154H29L30 156H32L33 154L35 155V153H33L32 155ZM63 154V153H62ZM212 154V153H211ZM216 154V153H215ZM218 154V153H217ZM6 155H7V157H6ZM65 155H66V153H65ZM18 156V157H17ZM41 156V155H40ZM52 156H54L53 154H52ZM56 156V155H55ZM63 155H61L60 157H62ZM73 156V155H72ZM79 156V154L77 155V157ZM230 156V155H229ZM3 157V156H2ZM23 157V156H22ZM58 158H59V156H57ZM64 157H66V156H63V158ZM74 157H76L75 155H74ZM220 157H223L222 155L220 156ZM239 157H237V158H239ZM4 158V157H3ZM4 158V159H5ZM23 158H25V157H23ZM45 158L46 157H42V158H40V157H38V161H39V163H41V165H44V162L42 161V160H45ZM52 158V157H51ZM51 158H46V159H51ZM53 158H55V157H53ZM229 158V157H228ZM233 158V157H232ZM5 159V160H6ZM31 159H34V158H32L31 157ZM57 159V158H56ZM60 159V158H59ZM66 159V158H65ZM233 159H236V157L235 158H233ZM10 160L8 161V160H6V161H8L9 163H10ZM60 160H62V159H60ZM76 160H77V158H76ZM221 160V159H220ZM229 160V159H228ZM228 160H223V161H228ZM13 161V160H12ZM15 161V160H14ZM20 161V160H19ZM53 161H54V159H53ZM65 162H66V160H64ZM236 161V160H235ZM234 161V162H235ZM249 161V162H248ZM219 162V161H218ZM12 163V162H11ZM60 163H62V162H60ZM221 163V162H220ZM228 163V162H227ZM16 165L18 164V163H15ZM54 164V163H53ZM53 164H51V165H53ZM224 164V163H223ZM234 164V163H233ZM51 167H53V166H51ZM51 167H50V170H51ZM55 167H57L56 165H55ZM42 169V168H41ZM70 170V172H71V168H69ZM55 170V168L53 167L52 168V171H54ZM252 170V169H251ZM51 171V172H52ZM250 171V170H249ZM55 172H56V170H55ZM55 172H54V174H55ZM69 172V173H70ZM247 172V171H246ZM53 173V172H52ZM57 173V172H56ZM68 173V172H67ZM72 173V172H71ZM71 175H73V173L71 174ZM71 175H69V176H71ZM68 176V177H69ZM77 175H73L72 177H73V179H75L74 177H76ZM73 181V180H72ZM71 183V182H70ZM75 183V182H74ZM71 185H73V184H71ZM76 185V184H75ZM74 186V185H73ZM69 187V185L67 186V188ZM74 189V188H73ZM77 189V188H76ZM70 190V189H69ZM208 195V194H207ZM206 195V196H207ZM39 207H41V206H39ZM36 208H37V206H36ZM46 210V209H45ZM73 210V209H72ZM48 212H50V211H48ZM47 212V213H48ZM75 212V211H74ZM62 213H64V212H62ZM65 214V213H64ZM74 214V213H73ZM72 214V215H73ZM50 215H52V214H50ZM71 214H70V216H72ZM107 215V214H106ZM74 216V215H73ZM76 218H77V215L75 216ZM101 217V216H100ZM104 217H106V216H104ZM113 217V216H112ZM74 218V217H73ZM82 218V217H81ZM107 218H109V217H107ZM111 218V217H110ZM70 219V218H69ZM75 219V218H74ZM86 219V218H85ZM76 220H80V219H76ZM82 220V219H81ZM80 220V221H81ZM100 220L101 219H99V224H100ZM73 221V220H72ZM88 221V220H87ZM114 221H116V219L114 220ZM71 222V221H70ZM82 222H83V220H82ZM92 222V221H91ZM112 222V221H111ZM72 223V222H71ZM78 223V222H77ZM88 223V222H87ZM90 223V222H89ZM104 224V223H103ZM97 225V224H96ZM112 225V224H111ZM167 225H168V223H167V221L166 220H163V219H160L159 221H158V223H157V226H156V230L159 232V233H161L163 236H164V234L166 233V230H167ZM81 226H82V224H81ZM87 226V225H86ZM91 226H94L93 224L91 225ZM108 226V225H107ZM116 226V225H115ZM31 227V226H30ZM78 227V226H77ZM84 227V226H83ZM98 227V226H97ZM105 227V226H104ZM88 228V227H87ZM108 228V227H107ZM103 229V228H102ZM64 230H66V229H64ZM85 230H87V229H85ZM97 230V229H96ZM32 231V230H31ZM50 231V230H49ZM69 231V230H68ZM100 231V230H99ZM104 231V230H103ZM116 231V230H115ZM171 231H172V228H171V230H170V233H169V236H170V234H171ZM105 232H106V230H105ZM50 233V232H49ZM71 233V232H70ZM90 233V232H89ZM104 233V232H103ZM30 234V233H29ZM86 234V233H85ZM106 234V233H105ZM111 234V233H110ZM34 235V234H33ZM89 235V234H88ZM87 235V236H88ZM31 236V235H30ZM37 236V235H36ZM64 236V235H63ZM71 236V235H70ZM77 235H75V237H76ZM16 237V236H15ZM40 237V236H39ZM66 237V236H65ZM64 237V238H65ZM104 237V236H103ZM101 238H102V236H101ZM7 239V238H6ZM10 239V238H9ZM31 239V238H30ZM63 239V238H62ZM67 239V238H66ZM83 239H85V238H83ZM39 240V239H38ZM41 240V239H40ZM102 240V239H101ZM36 241V240H35ZM59 241V240H58ZM159 241V240H158ZM169 241H170V238H169ZM9 242V241H8ZM154 242V241H153ZM156 242V241H155ZM5 243V242H4ZM14 243V242H13ZM22 243V242H21ZM64 243V242H63ZM160 243V242H159ZM16 244V243H15ZM57 244V243H56ZM65 244H66V241H65ZM81 244V246L80 247H82L83 246V244L82 243H79V245ZM25 245V244H24ZM46 245V244H45ZM51 245V244H50ZM90 245V244H89ZM58 246V245H57ZM63 246V245H62ZM62 246H60L61 248H62ZM35 248V247H34ZM47 248V247H46ZM48 248H50V247H48ZM66 248V247H65ZM179 248H181V247H179ZM42 249H44V248H42ZM42 249H40V251L42 250ZM64 249V248H63ZM34 251V250H33ZM18 252V251H17ZM38 252V251H37ZM42 252V251H41ZM47 252V251H46ZM56 252V251H55ZM29 253H31V252H29ZM73 253V252H72ZM45 254V253H44ZM51 254V253H50ZM68 254V253H67ZM69 254H70V251H69ZM80 254V253H79ZM56 255V254H55ZM85 255V254H84ZM114 255V254H113ZM52 256V255H51ZM70 256V255H69ZM57 257H58V255H57ZM75 257V256H74ZM88 257V256H87ZM114 257V260H115V256H113ZM70 258H71V256H70ZM76 258V257H75ZM82 258V257H81ZM123 258H125V257H123ZM47 259V258H46ZM126 259V258H125ZM59 260V259H58ZM102 260V259H101ZM100 260V261H101ZM106 260V259H105ZM120 260H122V259H120ZM86 261H87V259H86ZM130 261V260H129ZM128 261V262H129ZM17 262V261H16ZM25 262V261H24ZM46 262V261H45ZM84 262H85V260H84ZM133 262V261H132ZM1 263V262H0ZM87 263H88V261H87ZM140 263V262H139ZM29 264V263H28ZM138 264V263H137Z\"/></svg>","mask_w":264,"mask_h":264},{"label":"built area","instance_id":"2783aa9c","mask_svg":"<svg viewBox=\"0 0 264 264\" xmlns=\"http://www.w3.org/2000/svg\"><path fill=\"white\" fill-rule=\"evenodd\" d=\"M189 237V231L180 225H174L169 236L170 242L180 247L188 243L187 238Z\"/></svg>","mask_w":264,"mask_h":264}]
</instances>
